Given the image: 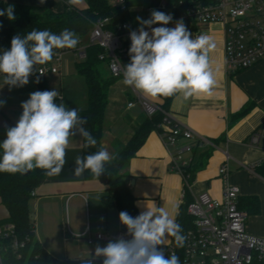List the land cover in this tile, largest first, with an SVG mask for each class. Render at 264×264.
Returning <instances> with one entry per match:
<instances>
[{
	"label": "crops",
	"instance_id": "obj_1",
	"mask_svg": "<svg viewBox=\"0 0 264 264\" xmlns=\"http://www.w3.org/2000/svg\"><path fill=\"white\" fill-rule=\"evenodd\" d=\"M0 1L36 9L48 8L55 12H62L69 6L67 0H46L43 5L39 0ZM161 2L162 0H127L129 23L138 29L140 25L137 17L148 19L153 10L169 14L161 7ZM71 6L86 8L87 2L81 0L79 4ZM179 19H173L168 27H174ZM184 23L186 25L185 21ZM158 26L160 25H153ZM188 30L193 36L205 35L215 41L216 46L209 53L217 81L212 95L188 100L180 95L154 99L126 86L123 77H119L109 89L103 147L114 156L131 138L134 126L147 115L136 99L137 92L141 93L169 110L180 125L194 133V138H180L168 148L161 139L159 129H152L148 133L145 142L126 168L139 213L146 203L149 206L155 204L172 213L177 221L180 207L187 197L193 200L199 193L206 191L213 198H222L224 180L219 169L228 161L231 169L230 182L239 188V201L243 202L240 208L247 213L246 228L248 232L264 237V177L255 169L257 164L264 162V58L251 67L228 73L225 67L224 25L218 22L196 23L194 29ZM127 63L129 61L124 66ZM103 67L110 72L107 64ZM36 73L37 71L29 77L27 85L11 89L4 85L3 74H0V101L4 102L0 107V127L10 121L16 123L22 114L21 103L29 98L30 93L40 91ZM44 77L49 89H56L62 95L61 102L66 106L78 110L87 106L86 79L72 73L69 60L65 63L62 60L61 75L49 73ZM130 102H134V105L129 106ZM248 103H254L253 108L239 120L233 121V115ZM255 132L260 135L258 143L252 142ZM202 137L205 140L199 141ZM188 144L192 145V149H183ZM170 152L186 162L187 166L192 164L196 167L191 183H187L174 168ZM77 156L83 157V140L70 137L63 170L55 176L47 175L33 191L30 202L36 236L57 260L77 261L84 259L83 256L87 254H90L88 258H92L96 246L103 247L107 243L95 239L90 243L91 248L84 249L79 243L80 238L95 237L99 231L116 233L124 227L119 221L118 209L106 207L102 200L106 184L98 179H87L84 173L80 176L74 174ZM249 197H255L258 201L251 202L247 200ZM8 214L0 196V223ZM172 242H175L174 238L168 237L165 246Z\"/></svg>",
	"mask_w": 264,
	"mask_h": 264
},
{
	"label": "clouds",
	"instance_id": "obj_2",
	"mask_svg": "<svg viewBox=\"0 0 264 264\" xmlns=\"http://www.w3.org/2000/svg\"><path fill=\"white\" fill-rule=\"evenodd\" d=\"M67 2L76 5L81 0ZM39 3L43 5L46 0ZM0 16L14 20V5L0 9ZM136 19L140 26L130 32V61L124 66L123 83L154 99L211 96L217 81L209 53L215 48V41L205 35L193 36L182 18L174 27H168L173 17L163 11L153 10L148 19ZM78 43L79 37L69 29L59 34L33 29L23 37L14 35L10 48L0 52L4 85L9 89L27 85L29 77L37 71L36 65L52 60L54 49H74ZM36 82L39 83V77ZM58 97L63 99L56 89L38 90L21 103L22 114L14 126L7 127L6 137L0 142V172L26 174L38 168L48 176H55L66 164L70 137L82 139L85 148L97 145L86 127L88 118L80 116L75 107L56 103ZM3 103L0 101V107ZM113 159L103 147L92 154L77 156L74 174L80 176L88 170L99 177ZM119 221L126 227L129 238L121 236L103 247L97 245L94 256L81 264H93L98 258H103L102 264H180L175 252L165 255V241L172 237L177 247H183L187 237L164 207L146 203L135 217L121 211Z\"/></svg>",
	"mask_w": 264,
	"mask_h": 264
},
{
	"label": "trees",
	"instance_id": "obj_3",
	"mask_svg": "<svg viewBox=\"0 0 264 264\" xmlns=\"http://www.w3.org/2000/svg\"><path fill=\"white\" fill-rule=\"evenodd\" d=\"M85 1L87 2L86 8L69 5L62 12L0 1V9L14 5L16 17L14 20H9L7 16H0V24H2L0 27V52L10 48V42L14 35L20 34L23 37L33 29H47L56 34L64 29H69L77 34L80 43L82 37L91 32L94 22L100 18L109 17L108 25L114 29L123 22H130L127 0L124 6L115 4L112 0ZM194 1L207 2L209 0H167L175 11L172 15L173 19L183 17L188 29H194L196 22L185 15L184 7ZM59 50L62 49H54V53ZM103 52L104 49L100 45L90 43L86 47V57L78 58L76 61L78 72L84 75L88 88V103L84 109L78 110L79 115L88 118L89 123L86 127L97 140L95 147L85 148L83 142V156L92 154L103 147L102 138L109 89L117 80L103 67L104 64L108 66V61L100 58V54ZM126 61H130V57ZM39 87L40 91L50 90L45 77L39 78ZM56 103H62L61 99L57 98ZM253 106L254 103H248L233 115V121L245 116ZM162 117L161 112L152 116L146 115L138 125H135L131 138L118 149L114 155L115 159L106 164L105 173L96 177L90 171L85 170L84 174L87 179H98L106 184V191L102 195L106 207H116L119 213L127 211L133 217L139 215L135 203L136 197L133 195L129 184L130 175L126 168L131 158L136 155L138 149L145 142L148 133L152 129H159L158 124ZM14 125L15 123L10 121L7 125L0 127V142L6 137L7 127ZM195 169L196 167L192 164L186 168V172L189 174V183L193 181ZM255 169L264 177V162L257 164ZM46 176L45 170L38 168L26 174L0 172V196L2 203L9 212L0 224L12 223L14 225L11 233L3 234L0 237V264H52L57 262V259L43 247L36 236L35 220L30 203L33 191ZM247 200L258 201L255 197H249ZM191 202L192 200L187 197L180 207L176 221L182 226L184 235L195 226L194 218L188 213V205ZM239 206H243V202L239 201ZM123 230L127 233L125 226ZM17 243H23V245L16 246ZM178 248L181 250L182 247ZM96 261L98 264H102L101 260L93 262Z\"/></svg>",
	"mask_w": 264,
	"mask_h": 264
},
{
	"label": "built area",
	"instance_id": "obj_4",
	"mask_svg": "<svg viewBox=\"0 0 264 264\" xmlns=\"http://www.w3.org/2000/svg\"><path fill=\"white\" fill-rule=\"evenodd\" d=\"M112 2L124 6L126 0H112ZM161 7L170 15H174V8L167 0H162ZM184 13L196 23L218 22L224 25L225 67L228 73L251 67L264 58V0L194 1L184 7ZM179 18L183 19V17ZM109 22V17L94 22L91 29V43L98 44L104 49L100 58L108 61L110 73L119 78L123 77L124 63L129 58L130 32L136 29L129 22H123L114 29L109 27ZM86 47L77 45L74 49L65 48L55 52L50 62L36 65V76L44 77L49 73L61 75L63 54L74 51L79 59H83L86 57ZM136 95L137 101L148 116L157 112L163 114L158 126L166 147L176 144L180 138L188 140L194 138V133L180 125L169 110L150 101L139 92ZM133 105L134 102L129 103V106ZM259 138L260 135L255 132L252 135V142L258 143ZM201 140L205 139L199 138V141ZM183 149L191 150L192 145H184ZM170 154L174 168L189 183L187 163L179 160L174 153L170 152ZM230 171L228 161L219 169L224 180L222 198H213L204 191L188 205V213L194 218L195 226L185 234L187 239L181 250L175 242L165 246L166 256L175 252L180 258V264H264V250H262L264 237L248 232L247 213L239 206V188L230 182ZM13 229L12 223L1 224L0 237L11 233ZM121 236L129 238L124 230L116 233L99 231L95 237H89L88 240L89 243H93L95 239L108 243ZM18 245L23 243H17L16 246Z\"/></svg>",
	"mask_w": 264,
	"mask_h": 264
},
{
	"label": "rangeland",
	"instance_id": "obj_5",
	"mask_svg": "<svg viewBox=\"0 0 264 264\" xmlns=\"http://www.w3.org/2000/svg\"><path fill=\"white\" fill-rule=\"evenodd\" d=\"M144 1L146 2V1H148V0H140V2H144ZM90 43H91V32L85 34V35L82 37V42L78 44V47H80V46H85V45H88V44H90ZM77 58H78V56L75 54L74 51H68V52H65V53L63 54V61H64V63H65L66 60H67V61H68V60L70 61V64H71V67H72V73L75 74V75H79V76H81L83 79H85V78H84V75L79 74V73H78V70H77V68H76V60H77ZM49 77H51V76H49ZM50 80L53 82L52 77L50 78ZM55 85H56V83H55ZM57 87H58V86H57ZM16 109H18V108H16ZM88 239H89V238H88ZM88 239H87L86 237H85V238H80L79 243L82 245V247H83L84 249H89V248H91V247H90L91 244L88 243V242H89ZM80 256H82V255H80ZM83 257H85V258H84V259H81V260H77V261H67V260L59 259V260H57V262L52 263V264H81L82 261L87 260L88 257H90V254H87L86 256H83ZM86 257H87V258H86ZM93 264H98V262L96 261V262L93 263Z\"/></svg>",
	"mask_w": 264,
	"mask_h": 264
}]
</instances>
